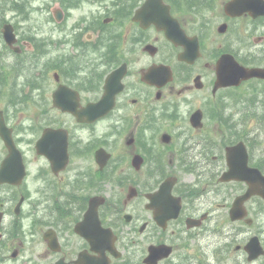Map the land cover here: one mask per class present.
<instances>
[{
  "label": "flooded vegetation",
  "instance_id": "1",
  "mask_svg": "<svg viewBox=\"0 0 264 264\" xmlns=\"http://www.w3.org/2000/svg\"><path fill=\"white\" fill-rule=\"evenodd\" d=\"M164 1L186 35L197 38L196 58L189 47L175 46L154 26L143 30L131 19L120 21L118 17L128 11L122 6L114 14L92 17L93 37L70 44L68 60L38 70V77L47 73L35 90L40 104L35 134L40 139L44 130H56V147L52 164L41 154L35 157L42 176L36 210L33 206L25 210L23 180L18 186L0 185L4 255L19 257L23 264L30 242L38 264H90L98 257L110 264H151L150 247L166 246L169 254L153 264H264V200L255 195L238 201L250 184L234 178L248 175L249 169L264 176V80L217 87V62L223 54L249 68L264 69V14L255 16L250 4L247 13L231 17L223 10L229 0ZM100 18L97 25L93 19ZM241 20L240 33L236 23ZM114 23H119L111 34L116 41L105 48L107 58L94 56L87 77H81V56L92 57L90 45L100 46L101 33ZM213 23H219L215 32L213 27L215 41L206 43ZM126 26L131 31L125 34ZM240 35L245 37L244 46H237ZM181 54L184 60H179ZM111 59H116L114 64ZM104 65L109 71L118 66L124 70L122 92L109 114L92 124L79 123L71 113L52 106L51 95L61 87L74 97V111L96 102L109 72H104ZM155 66L160 71L150 74ZM254 85L258 88L252 89ZM21 99L14 123L6 109L1 112L13 134L19 131L20 143L16 139L15 143L23 163ZM164 112L169 116L162 120ZM99 149L109 154L105 164L96 161ZM6 156L0 139V164ZM134 156L141 158L138 168L132 166ZM167 177L177 179L172 194L180 198L181 208L178 217L161 228L147 194ZM130 187L133 196L127 199ZM106 230L115 236L114 246L121 253L116 259L107 250L102 254L91 250V241L107 239ZM46 232L57 242L54 251L44 240ZM161 248L160 255L165 247Z\"/></svg>",
  "mask_w": 264,
  "mask_h": 264
},
{
  "label": "rangeland",
  "instance_id": "2",
  "mask_svg": "<svg viewBox=\"0 0 264 264\" xmlns=\"http://www.w3.org/2000/svg\"><path fill=\"white\" fill-rule=\"evenodd\" d=\"M8 3H10L11 0H7ZM21 1V0H20ZM25 4L26 11H22L18 13V16H15V12H13L10 9V6L7 8L10 10L6 13H4V22H8L13 26L14 31L21 37H31L32 39L38 41L41 43L42 48L39 50V62L45 61V60H54L57 58V52H62L65 50H69V46L66 45V35L69 33V30L79 23V19L82 17H87L90 14L98 13L100 14L101 11H104V6L110 5H116L118 8L123 6L122 0H102L100 3L96 0H84L80 3L79 7H74L69 10V16L66 15L65 12H63L62 9V19L60 22H56L53 19V14H56V12L60 13V1L56 4L53 0H24L23 2ZM223 1H220L219 8H221ZM57 5V6H55ZM218 10V8H217ZM215 10V11H217ZM213 11V12H215ZM213 12H209V15L212 16ZM214 22V20H213ZM219 23H213L209 31L211 32V35L208 36L210 38L206 43L210 41H215L214 34H213V27L214 32ZM236 24H239V27L237 28L238 32H242L244 29L242 20L238 21ZM3 26V25H2ZM1 26V27H2ZM0 27V30L2 28ZM131 31L129 26H126V33H129ZM16 34V35H17ZM2 33L0 31V55L2 54L4 57H7V51H5L2 48L3 40L1 37ZM90 35H87V38H89ZM238 39V45L244 46L245 37L244 35H240ZM27 41V40H25ZM216 46V43H215ZM26 49H29L28 47ZM241 57H244L245 51L240 52ZM39 62L37 64H39ZM49 63V62H48ZM54 63V62H50ZM34 73L37 75V70L34 71ZM30 77V76H28ZM33 80L36 79L32 75ZM36 81V80H35ZM39 82H27L26 76L24 75L23 68L19 69L18 72L14 76V80L12 84L6 83V89L9 87L14 88L16 90L23 89V95L25 92H34L33 95L28 99L29 101L23 103V110H27L26 113L23 114V152L26 155V158L28 159V178L26 181L25 186L30 188L31 191L28 195V204H25V210L29 211L32 206L37 202L38 194L36 191L38 188L40 189V184L42 180L41 175L37 173V165L35 163V157H34V151H33V143L34 140L37 138L36 134H34V131L37 126V100L35 94V89L32 87L37 85ZM46 95L48 96L50 93L51 88L48 86ZM50 96V95H49ZM24 100V99H23ZM4 101L0 99V107H3ZM10 108V107H8ZM18 111L20 108V105L17 104L15 107ZM12 109V107L10 108ZM187 112L188 109L184 108ZM183 108L180 109V112H182ZM28 116H31L29 118ZM29 119V120H28ZM16 121V118L11 119V123H14ZM20 129V127H18ZM16 133V131H15ZM18 135L16 136V140L18 143H20V135L19 131H17ZM264 138V136L262 137ZM40 180V181H39ZM33 210H36V208L33 207ZM30 221V217H28L26 220L23 221V224L26 225ZM264 225V223H263ZM4 264H19V262L13 263L10 261L5 262Z\"/></svg>",
  "mask_w": 264,
  "mask_h": 264
},
{
  "label": "water",
  "instance_id": "3",
  "mask_svg": "<svg viewBox=\"0 0 264 264\" xmlns=\"http://www.w3.org/2000/svg\"><path fill=\"white\" fill-rule=\"evenodd\" d=\"M155 1L157 3L160 2V0H149L146 5L144 6L142 11H149L150 13V18L152 19V21L157 24V26L163 30H165L166 32H168V34L170 36H175L178 35L175 39V41H179L182 42L184 37L182 35V33L180 32L178 34L177 30L173 27V24L168 16V9L166 6L161 7V13L162 15H160V7H158L157 5H155ZM251 1L254 2V10L255 12H257V14H262L264 13V8L262 5L261 0H231L230 2H228L225 6V11L228 14L231 15H235V14H242L243 12L250 10V3ZM5 35L7 38V42L10 43L12 41V36L10 35V28L6 27L5 28ZM186 38V37H185ZM186 42V40H185ZM228 56H224L222 57L220 63H219V67L221 68L222 66H224L225 60L228 59ZM233 64L229 65V67L226 68L227 72H231V75L234 76V78H236L237 80H239L240 78L245 79L246 77L249 76H254V77H261L263 76L262 72L260 70H247L242 68L241 66H238L236 64H234V62L232 61ZM264 73V72H263ZM59 104V103H58ZM7 130L4 128L3 124L0 123V134L1 136L5 139L6 141V145L7 147L10 149L11 155H16L17 153L14 151V147L12 144V141L10 139V136L8 134V132H6ZM11 157V156H10ZM10 160V159H9ZM9 160L8 161H4L3 163V169L1 173H6L4 175V177H6V179H9L10 181H13L14 177H20L21 174L19 172H17L16 175H14L12 172H10L9 169ZM254 180H252L253 185L255 187H259L257 189L254 190L253 193H258L262 195V192L264 190H262L260 187L264 186V178H259V177H253ZM167 216H172L171 211L169 210V208L167 207Z\"/></svg>",
  "mask_w": 264,
  "mask_h": 264
}]
</instances>
